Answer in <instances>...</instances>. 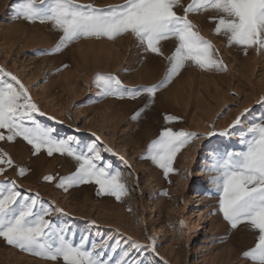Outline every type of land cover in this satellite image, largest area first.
<instances>
[{"label":"rangeland","instance_id":"obj_1","mask_svg":"<svg viewBox=\"0 0 264 264\" xmlns=\"http://www.w3.org/2000/svg\"><path fill=\"white\" fill-rule=\"evenodd\" d=\"M122 2L80 0L97 6ZM190 2L181 0L177 13L183 15V6ZM18 3L0 0V66L28 89L44 113L36 115L42 125L53 128L59 138L74 137L80 148L99 143V166L108 163L119 169L130 191L119 201L111 195H97L94 183L65 191L57 187L59 178L75 172L76 161L58 153L49 157L46 151L34 155L31 146L20 138L0 141V148L14 161L0 180L14 179L25 195L39 193L44 206L63 209L62 213L53 211L51 219L70 226V238L76 241L81 235L88 236L90 243L111 236L110 243L119 240L121 249L131 247L129 237L141 244L154 241L155 252L151 248L132 252L145 264H253L242 253L255 245L257 234L243 225L229 228L218 211L211 173L206 171L213 148L236 147V136L229 140L201 135L192 140L176 156L173 167L178 171L168 177L151 159L142 157L164 128L202 134L220 132L245 108L250 111L242 117L243 126L264 114V51L249 49L245 54L241 48L228 47L224 37L213 33L215 23L210 17L216 13H190L189 19L201 34L219 49L227 71L202 70L186 63L178 75L157 89L140 117L132 119L148 102V94L135 99L102 96L94 77L97 73H112L128 87L158 84L165 76L166 57L174 51L176 41L161 42L163 56L146 52L131 34L115 40L81 39L59 53L45 54L56 45L61 33L48 23L14 18L13 9ZM166 116L180 119L166 121ZM104 146L112 151H104ZM18 167L26 168L27 173L18 175ZM45 175L54 179L45 181ZM137 178L139 186L134 187ZM90 221H95V226ZM114 255L118 258L119 251L114 254L109 249L106 258ZM0 264L56 262L9 246L0 238Z\"/></svg>","mask_w":264,"mask_h":264},{"label":"snow or ice","instance_id":"obj_2","mask_svg":"<svg viewBox=\"0 0 264 264\" xmlns=\"http://www.w3.org/2000/svg\"><path fill=\"white\" fill-rule=\"evenodd\" d=\"M178 7H182L181 0H123L105 6L83 4L80 0H19L13 13L16 19L48 23L61 33L56 45L45 50V54L59 53L81 39L115 40L131 34L146 52L163 56L161 42L174 39L175 49L166 57L168 68L158 84L128 87L112 73H97L94 77V83L102 89V96L135 99L147 93L148 102L132 117L137 119L152 103L157 89L178 75L186 63L191 62L202 70L227 71L219 49L201 34L189 19L190 13H216L210 17L215 23L213 33L224 37L228 47L241 48L245 54L249 49L264 51V0H191L183 6V15L177 13ZM249 111L245 108L220 132L202 134L164 128L158 138L150 142L142 158L151 159L168 177L178 171L173 167L176 156L192 140L201 135L228 137L229 140L236 136V147L213 148L212 155L207 157L206 171L211 173L210 182L218 195V211L229 228L235 230L243 225L257 234L255 245L244 251L243 257L253 264H264V114L243 126L242 117ZM37 114L44 115L25 85L0 66V141L14 142L20 138L31 146L34 155L46 151L49 157L55 153L72 157L78 165L76 171L60 177L57 184L65 191L80 184L94 183L98 186L97 195H111L119 201L129 194L130 189L119 169H113L108 163L99 166L102 159L99 143L80 148L74 137L54 135L55 130L42 125ZM165 119L179 121L180 118L166 116ZM104 151L112 150L104 146ZM13 165L11 156L0 148V175ZM27 171L18 167L20 176ZM43 179L50 182L54 177L45 175ZM138 186L137 178L134 187ZM53 211L62 213L63 209L44 206L39 193L25 195L14 179L0 180V238L9 246L56 264L60 261L63 264H113V260L114 264H145L144 260L133 257L132 252L148 248L155 252L154 241L150 245L141 244L130 237L128 249H121L119 240L110 243L111 236L90 243L88 236L81 235L76 241L70 238V226L64 227L51 219ZM90 223L95 226V221ZM180 225L184 226L183 220ZM109 249L114 254L119 251L118 258L115 255L106 258Z\"/></svg>","mask_w":264,"mask_h":264}]
</instances>
